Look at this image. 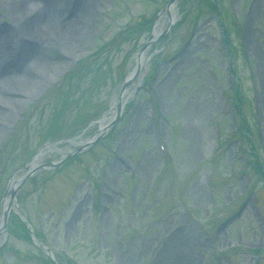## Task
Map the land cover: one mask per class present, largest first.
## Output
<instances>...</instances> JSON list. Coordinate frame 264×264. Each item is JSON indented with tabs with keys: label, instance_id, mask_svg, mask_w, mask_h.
I'll return each mask as SVG.
<instances>
[{
	"label": "rangeland",
	"instance_id": "374dc122",
	"mask_svg": "<svg viewBox=\"0 0 264 264\" xmlns=\"http://www.w3.org/2000/svg\"><path fill=\"white\" fill-rule=\"evenodd\" d=\"M21 1L0 0V39L14 49L0 62V114L15 112L0 133V264H49L35 241L2 227L10 183L44 145L40 163L91 139L124 88L109 147L39 170L17 187L10 215L31 219L66 264H264V176L244 156L250 143L264 165V0H213L231 52L211 0H177L172 28L170 0H33L67 29L88 3L87 35L74 47L42 29L26 70L15 47L34 12ZM40 66V88L23 96Z\"/></svg>",
	"mask_w": 264,
	"mask_h": 264
},
{
	"label": "bare ground",
	"instance_id": "6f19581e",
	"mask_svg": "<svg viewBox=\"0 0 264 264\" xmlns=\"http://www.w3.org/2000/svg\"><path fill=\"white\" fill-rule=\"evenodd\" d=\"M46 1H50V0H46ZM88 4V3H87ZM87 4H76V20L73 24H70L68 27V29L61 23H57L56 21L50 19V16L48 15V6L46 5L45 2H33L32 1H28V0H22L21 2L18 3L17 5V9L20 10L22 13L27 12V11H32L34 12V17L29 21L26 22V25H24V27L22 26L20 28L21 32H20V44L16 45V50L18 51V54L20 55V61L22 62V65L24 67V70L27 69V67L31 64L34 63L35 59H37L36 57H38V53L34 52V48L36 47V45L38 43H43L44 40L40 39L41 38V30L44 28L53 29L54 34L53 37L56 38L60 43L63 42L65 44H73L74 47H79L81 44L84 43L85 40V36L87 35L86 33V25H87V13L89 11V6ZM171 16H175V12H171ZM175 13V14H174ZM79 15V18H78ZM82 15V16H81ZM30 24V25H29ZM35 30V31H34ZM52 31V30H51ZM36 32V33H35ZM155 32L158 33V26H155ZM31 34H34V36H31L32 38H28L30 37ZM27 35H29L27 37ZM12 51H14V49L11 47V45H9V43L6 41L5 38H1L0 39V62L8 57H10V55H12ZM143 60V61H142ZM142 66L144 65L145 62V55L144 57L141 59ZM29 71V70H27ZM31 78L33 77V79H31L30 84L28 86H26V88L22 89L20 92H23L24 95L26 97H31L33 95H35L38 91V89L41 86V78H44L43 76V69L40 66L36 71H29ZM28 72V73H29ZM29 76V77H30ZM20 77V76H19ZM4 78L0 73V81H2ZM35 79V80H34ZM5 98H3V96L0 94V105H2L1 103L5 102ZM23 99L18 100V102H22ZM23 103V102H22ZM115 105V104H114ZM5 112H2V114ZM14 109H10V111L6 112L5 115L3 114V116L0 114V124H2L0 126V133H2V130L5 129L4 123H9V120H11V118L14 115ZM113 113H107L106 116L103 117L102 122H101V126L105 127L106 125V121L108 119H110V117H112ZM48 149H50V146H47L45 148V151H47ZM44 151V152H45ZM40 158H37L34 160V162L32 163V166H35L37 163H39ZM18 180L17 179H13L10 183V188L14 189L16 184H17ZM8 203L12 204L9 198H6L4 201V208L6 209L8 207ZM177 239H181V241H183L182 236L178 235ZM179 239V240H180ZM160 262V261H159Z\"/></svg>",
	"mask_w": 264,
	"mask_h": 264
},
{
	"label": "water",
	"instance_id": "95a60500",
	"mask_svg": "<svg viewBox=\"0 0 264 264\" xmlns=\"http://www.w3.org/2000/svg\"><path fill=\"white\" fill-rule=\"evenodd\" d=\"M176 1L177 0H170L169 1L168 5L166 7V10L168 11V13L171 14V11L174 12L175 2ZM175 20H176V14H175V16H171L170 17V25H169V28H171L173 26V23L175 22ZM158 36H159V33H156V32H153L151 34L150 40L146 42L145 46L143 47V49L138 54L137 60L135 62V66H134L132 72L129 74L127 81H130L132 78H134L135 76L138 75L139 71L141 70L142 63H143L142 62L143 60L141 61V59L146 54L148 48L156 41V39L158 38ZM124 93H125V90H123L121 92V94H120V96L118 98L116 118L112 119L106 125V127L103 130V132H98L97 133V135H96L97 136L96 137L97 139H100L101 136H102V134L106 130H108L115 123V120L117 118H119V116H120V114H121V112L123 110V107H124V102H123V94ZM92 143H93V141L92 142H87L84 147L79 148L78 150H76L73 153L81 152L86 146H90ZM73 153H67L66 156H63L60 160H58L56 162H49V163H44V164L37 165V166H31L29 168L28 172L26 173V175L23 177V179L20 180L19 185H22L23 183H25L27 181V179L29 178V176H31L35 171H37L39 169H43V168H55L58 165L63 164L67 159H69L71 157V155ZM42 154H43V152H42V150H40L38 152V154L35 156V159L40 158L42 156ZM16 193H17V190H13L11 200H13L15 198ZM12 209H13V205L12 204H9L8 207H7V209H4V212H3V224H4V226L7 223V219H8L9 213L11 212Z\"/></svg>",
	"mask_w": 264,
	"mask_h": 264
},
{
	"label": "trees",
	"instance_id": "16d2710c",
	"mask_svg": "<svg viewBox=\"0 0 264 264\" xmlns=\"http://www.w3.org/2000/svg\"><path fill=\"white\" fill-rule=\"evenodd\" d=\"M212 7L213 8H217V6H216V4H215V2H212ZM225 34H227L226 33V31H225ZM244 123V122H243ZM245 124V123H244ZM245 126H246V128H248L247 127V125L245 124ZM247 153H249V156H254V163H256L255 165H256V167L258 168V170H259V173L261 174V175H263L264 176V170H263V165L261 164V163H259L260 161H259V158H258V155L257 154H253L252 152H251V149L249 150V151H247ZM249 163L250 164H252V161H251V159H250V161H249ZM11 223H12V225H10V230L13 232L14 231V228H13V225H14V227L17 229V228H19L22 232H23V234H25L28 238H31V236H30V233H29V230L27 229V226L25 225V223L18 217V216H13L12 217V221H11ZM47 258V257H46ZM47 261H48V263L49 264H55L52 260H50L49 258H47Z\"/></svg>",
	"mask_w": 264,
	"mask_h": 264
}]
</instances>
